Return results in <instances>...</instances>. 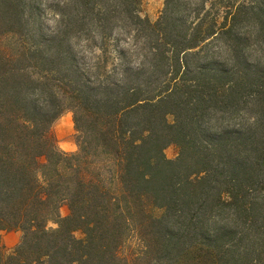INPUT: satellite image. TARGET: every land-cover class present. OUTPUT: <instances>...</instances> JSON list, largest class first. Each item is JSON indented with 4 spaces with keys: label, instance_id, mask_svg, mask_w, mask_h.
<instances>
[{
    "label": "trees",
    "instance_id": "1",
    "mask_svg": "<svg viewBox=\"0 0 264 264\" xmlns=\"http://www.w3.org/2000/svg\"><path fill=\"white\" fill-rule=\"evenodd\" d=\"M199 1L0 0V264H264V0Z\"/></svg>",
    "mask_w": 264,
    "mask_h": 264
},
{
    "label": "rangeland",
    "instance_id": "2",
    "mask_svg": "<svg viewBox=\"0 0 264 264\" xmlns=\"http://www.w3.org/2000/svg\"><path fill=\"white\" fill-rule=\"evenodd\" d=\"M40 1H42V4H48V3H52L58 0H40ZM139 1H140V15L142 17L148 18V20L152 23L156 22L163 12L165 0H139ZM189 1L192 4H201L199 0H189ZM230 1H233L236 3L241 0H230ZM205 9L206 10L210 9L209 1L205 4ZM49 17L50 18L47 19L46 21V25L48 28L51 29L56 26V19L53 18L52 15ZM126 31H127V26H124L121 29L120 28L117 29L116 31L117 37H120V36H122V38L127 37V35L125 34ZM118 45L120 47L130 49L132 48V41H129L127 44H125L124 42H121ZM85 56L87 57L85 58V60L89 62V59L92 57L89 51H87ZM72 117H73L72 112L70 110H66L60 115V117H58L53 122L51 126V129H50L51 136L54 138L56 148L60 152L73 153L77 150L76 132L74 129V123H73ZM167 120L169 123L173 122V118L171 116H168ZM164 154L167 159L173 160L178 155V148L175 145L171 144L166 147V149L164 150ZM40 161L44 162V158H41ZM68 212L69 211H68L67 206L64 203H62L58 209V215L60 217H64L68 214ZM54 219L55 218H52L48 221L47 223L48 229L56 228ZM74 235L76 238L83 237L80 232H76ZM125 241L127 242L125 243V246L122 249V254L127 255L131 249L136 247L137 245L136 241L138 240L132 233H130Z\"/></svg>",
    "mask_w": 264,
    "mask_h": 264
},
{
    "label": "crops",
    "instance_id": "3",
    "mask_svg": "<svg viewBox=\"0 0 264 264\" xmlns=\"http://www.w3.org/2000/svg\"><path fill=\"white\" fill-rule=\"evenodd\" d=\"M19 231H5L0 235V243L6 251H11L20 241Z\"/></svg>",
    "mask_w": 264,
    "mask_h": 264
}]
</instances>
